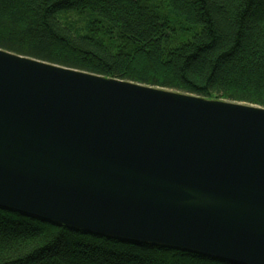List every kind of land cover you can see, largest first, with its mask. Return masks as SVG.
<instances>
[{
	"label": "water",
	"instance_id": "obj_1",
	"mask_svg": "<svg viewBox=\"0 0 264 264\" xmlns=\"http://www.w3.org/2000/svg\"><path fill=\"white\" fill-rule=\"evenodd\" d=\"M0 208L264 264V108L0 49Z\"/></svg>",
	"mask_w": 264,
	"mask_h": 264
},
{
	"label": "trees",
	"instance_id": "obj_2",
	"mask_svg": "<svg viewBox=\"0 0 264 264\" xmlns=\"http://www.w3.org/2000/svg\"><path fill=\"white\" fill-rule=\"evenodd\" d=\"M67 14L83 17L86 33L65 25L61 18ZM171 28L191 30L190 37L170 48L166 32ZM0 49L264 108V0H0ZM0 264L234 263L0 208Z\"/></svg>",
	"mask_w": 264,
	"mask_h": 264
},
{
	"label": "rangeland",
	"instance_id": "obj_3",
	"mask_svg": "<svg viewBox=\"0 0 264 264\" xmlns=\"http://www.w3.org/2000/svg\"><path fill=\"white\" fill-rule=\"evenodd\" d=\"M174 17L168 19L173 20ZM61 21L70 28H73L75 31H81L82 33H86L87 31V26L85 25L87 21L79 15L67 14L62 16ZM176 23L177 22L174 21L173 26H175ZM190 33L191 30H187L186 28L178 29V30H173L171 28L166 32L167 35L166 43L170 48L171 46H176L180 42L188 39L190 37Z\"/></svg>",
	"mask_w": 264,
	"mask_h": 264
}]
</instances>
